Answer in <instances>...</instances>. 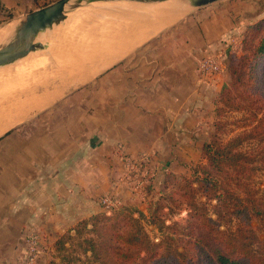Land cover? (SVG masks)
Returning <instances> with one entry per match:
<instances>
[{
  "label": "crops",
  "instance_id": "obj_1",
  "mask_svg": "<svg viewBox=\"0 0 264 264\" xmlns=\"http://www.w3.org/2000/svg\"><path fill=\"white\" fill-rule=\"evenodd\" d=\"M45 1L0 0V26ZM260 10L263 16L264 5ZM239 12L218 4L197 23L175 26L177 34L186 32L183 38L165 40L162 32L132 47L125 44L122 55L89 83L90 96L105 87L104 99L66 121L53 113L64 112L62 85L41 108L32 109L42 93L34 98L24 93L21 103H10V118L31 110L8 128L9 152H0V264H21L27 233L51 243L80 219L102 211V200L113 198L137 162L159 169L193 159L191 148L200 130L212 126L208 115L216 112L227 79L225 55L218 73L203 75L199 64L208 55L224 54L240 27Z\"/></svg>",
  "mask_w": 264,
  "mask_h": 264
},
{
  "label": "trees",
  "instance_id": "obj_2",
  "mask_svg": "<svg viewBox=\"0 0 264 264\" xmlns=\"http://www.w3.org/2000/svg\"><path fill=\"white\" fill-rule=\"evenodd\" d=\"M245 34V52L239 60L228 57L229 81L215 103L216 110L223 103L249 112L242 119L250 128L221 140L222 123H214L201 148L202 162L182 177L176 191L161 196L174 204H152L147 215L122 207L80 220L55 239L54 256L60 258L50 264H264V197L250 178L264 171V20ZM251 138L262 141L256 152L244 149ZM164 207L185 209V220L166 223ZM149 223L158 231L155 239Z\"/></svg>",
  "mask_w": 264,
  "mask_h": 264
},
{
  "label": "rangeland",
  "instance_id": "obj_3",
  "mask_svg": "<svg viewBox=\"0 0 264 264\" xmlns=\"http://www.w3.org/2000/svg\"><path fill=\"white\" fill-rule=\"evenodd\" d=\"M54 1L56 0L36 2L33 5V8L37 9L36 7L40 8L46 6L53 3ZM218 4L219 5L222 4V7H228V8L239 7V11H240L238 16L239 19L236 18L237 21H239L240 23V27L238 26V28L235 31V34L232 37V44H230V49L229 51H227V55L225 57L224 70H225V75L227 77L226 79V83H227L229 81V73L226 70L228 57L232 55L235 57L236 60H239V57L245 52L244 51L245 46L243 45V39L244 36L246 35L245 33L247 32L249 27L253 25H257L264 20V15L260 16V14L262 13L260 9H262V6L264 5V0H216L212 3L197 8H188L187 10L184 11V13L182 12L181 16L170 21L165 27L161 28L153 35L157 37L160 36L162 32L164 33L166 32L165 35L166 34L167 35L165 40H171L174 39V37L175 38L177 37L176 38L177 40L183 38L186 32H184L183 30L182 33L177 34V31H179L178 29L179 27L174 28L175 26H179L181 24H192L193 20L197 23V21H200V18L203 15H205L206 10H211V9L215 10L218 7ZM115 5L116 6L118 5V7L129 6V4L127 3L116 4L114 2L113 3L95 2L88 5H82L74 10L68 11L66 14V18L63 21H61L59 24H54L51 29L46 30L45 34L38 36L36 42H40L42 44L40 48H37L36 50L29 52L23 58H20L6 66L0 67V124L4 122L3 120H9V118L12 116V114L9 113L11 107L10 103L13 102V100L16 101V104L20 102V100L22 99L21 97H24L23 95L24 93H27V95H31V94L36 95L37 93L39 95L44 91L46 93H49L52 92L53 90H56L60 85H62L63 86L62 90H64V93L61 94L63 96L62 97L63 101L61 102L63 103L60 102L59 104H64L63 105L64 112L62 111L59 112L57 111V109L54 110L52 109L53 113L55 114V116L58 117L59 121H61L62 119H65L66 121L67 117H69L71 114L72 115H74L75 113L80 114V112L82 114L83 111L87 112L88 109L90 108L89 107L90 102L95 103L96 101L99 100V98L104 99V92H105L104 86H102L100 89L99 88L96 89L97 96L94 95L90 96L87 87V84H89L95 78V76H97L98 73H101L102 71L105 70V69L102 70L104 68L103 67L101 69H97L94 72H92L93 70L91 71V69L95 67V66L93 67V65H97V63L100 60L98 58H93V61L92 62L90 61V65H85L84 61H82L81 63H79L80 61H76V56L78 53H80L81 50L80 47L84 46V44L82 45V43L84 42L83 40H85L83 38H87V39L90 38L91 33H93L92 34L93 36L95 33H96L95 35H99L100 33L105 32V29L108 28L107 26L111 24L112 26L110 25L111 27L110 29H112L113 37L115 38L117 33L121 31L123 26L129 28V25L132 26L133 24H135V20L131 22V18L132 17L134 18L136 16L133 15L132 11L126 10L122 13L116 12L117 10L120 11V8L118 9L117 7H114ZM191 16L192 19L191 20L188 19V17ZM104 20L106 21V24ZM123 21L125 22V25L122 24ZM76 22L78 23L76 24ZM144 22L148 23V21H146L145 19ZM91 23L93 24V26H91L92 25ZM97 28H99L98 31ZM101 28L103 31L101 30ZM133 29L137 30V28L134 27ZM84 36H88V37H84ZM248 38L249 41L250 39L254 38L252 30L248 32L247 39ZM56 42L58 43V45ZM163 47L164 46L162 45L161 48ZM72 51L73 53L78 51V53L74 55ZM111 52L112 50L107 51V53H111ZM70 53H72L74 56L72 55L73 56L72 57L71 55H69ZM69 56H71L72 59L71 57L70 59H68ZM80 56L83 55H81L80 53ZM78 58H79V54H78ZM65 59L67 61H64ZM69 61L72 62L69 63ZM263 61H264V57H262L261 63H263ZM77 62L78 64H75L74 69L72 70L73 68L72 64ZM57 63L60 64L58 67H57L58 65ZM62 63L63 64L68 63V66L70 68L68 66L66 68L67 69L69 68L70 70L66 71L67 69L64 68V65H62ZM66 65L67 64H65V66ZM70 65L72 66V68ZM63 68L66 70H64ZM87 70H90L91 74L88 75V77L83 80L82 79L78 80L80 75L84 74ZM64 71H66L65 73L66 75H63ZM57 72L60 73V74L58 73L59 80L56 77L54 78V76L53 78L55 80L57 79L58 83L54 82L53 81L54 79L53 80L50 79L52 75H54L53 73H55L56 76ZM71 72L72 74H70ZM254 76L255 74L253 75V77ZM43 79H45L46 81L48 80V82L44 81L46 83L44 84V82L42 81ZM41 82L43 84L42 86L39 85V83L41 84ZM49 82L50 84H48ZM35 86L38 89H36ZM84 87L86 88L84 89V91H82V93L78 94L77 92L75 94L76 90H78L79 88L83 89ZM31 88H34L35 90L34 89L31 90ZM99 93H102V95H100ZM17 94L23 96L21 97L16 96V98L15 96H13L14 99L11 98L12 95H17ZM262 95L264 96V93ZM10 98L11 101H9ZM17 98H19V101ZM50 101H52V99ZM14 103L15 102H13L12 104ZM92 105L94 104H91V106ZM218 107L219 109H217L214 114L211 113L208 115L210 122H212L211 123L212 126L210 128L204 127L202 130H200L201 137L198 138L199 142L198 144H194L191 148L192 157H193L192 160L181 161V162L180 161L168 162L166 163V165H163L164 167L159 169H157V165L154 166L153 162H149V164H147V162L144 163V161L137 162L135 166L132 165L131 169L126 173L128 174L127 176L128 181H125L124 184H122V186H120L119 189L112 195L113 198L111 204H104L103 210L97 213L111 214L113 212L118 211L122 207H131V208H138L139 210H142L145 215H147L148 214L147 209L152 204H174L173 201H171L169 198H165L162 200L161 196L162 194L167 195L171 191H176L178 184L182 182V177L190 176L192 173V169L197 164L202 162L201 148L203 144L208 141L211 133L216 129L217 126H214V123H216V125L218 122L222 123L221 127L217 130V132L219 133V138L221 140H227L228 138L237 134L238 132L250 128V126H245L246 125L244 123L245 121H243L242 119V117L244 115L245 116L248 115L249 112L230 108L228 105H225L223 103H219ZM19 115L13 114L14 117H18ZM255 120L256 119H254V121ZM14 123L6 125L0 131V137H1L0 140H2L3 138H4L3 140H5V142L0 141V152H5V153L9 152L8 141L6 139L8 134L6 133L10 131L8 128L11 127ZM261 145H262V141H260L258 138L256 139L251 138L243 144L244 149L249 150L251 152H256L258 148L261 147ZM250 178L253 180L254 185L257 187L259 194L264 197V171L258 169L255 173L250 175ZM136 184H138V186H136ZM162 214H164L163 216L166 223H170L172 221H177L182 223L186 218V210L183 208L178 210L176 209L173 212H167V208L164 207ZM90 216L84 217L80 220L89 219ZM146 228L149 234L152 236V238L155 239L158 237V231L153 228L152 224L150 223L147 224ZM260 235L263 236L262 233H260ZM54 241L51 243L45 242L43 244V242H41V239L39 240L41 253L38 256L37 264H50V260L59 261L60 257L54 256L56 254V251H54ZM66 244H68V242ZM45 253L48 254V257L44 255ZM80 257L84 258L83 255H80ZM62 264L65 263L63 262Z\"/></svg>",
  "mask_w": 264,
  "mask_h": 264
},
{
  "label": "water",
  "instance_id": "obj_4",
  "mask_svg": "<svg viewBox=\"0 0 264 264\" xmlns=\"http://www.w3.org/2000/svg\"><path fill=\"white\" fill-rule=\"evenodd\" d=\"M171 1L175 0H56L49 5L30 11L0 26V30L7 28L6 34L0 38V67L23 58L29 52L40 48L42 44L36 42L38 36L45 34L46 30L51 29L54 24H59L63 21L68 11L82 5L95 2L127 3L129 6H121L124 8L123 10L115 11L122 13L129 10L135 15L140 14L139 11H143V9L154 8L162 4L167 5ZM214 1L216 0H181L178 7L169 8L167 6L162 10H164V16H169L177 14L184 7L187 10L188 8H197ZM114 7L118 8V5ZM179 7L181 8L179 9ZM152 19L150 17L145 20L150 22Z\"/></svg>",
  "mask_w": 264,
  "mask_h": 264
},
{
  "label": "bare ground",
  "instance_id": "obj_5",
  "mask_svg": "<svg viewBox=\"0 0 264 264\" xmlns=\"http://www.w3.org/2000/svg\"><path fill=\"white\" fill-rule=\"evenodd\" d=\"M180 2H181V0H175V1H171V2H169L167 5L166 4H162V5H157V6H155V8H149V9H143V11L141 12V14H137L134 18H132L131 19V22H133L134 20H135V24H133L132 26L131 25H129V28H127V27H123L122 29H121V31L120 32H118L117 33V35H116V37L114 38L113 37V32H112V29H110L111 27H110V25L111 24H109L107 27V29H105V32H103V33H100L99 35H95L94 34V36L92 35L93 33H91V35H90V38H83V39H85V40H83L84 42L82 43V45L84 44V46L83 47H80L81 48V50H80V53H81V55H83V56H80V53H78V51L77 52H75V53H73V51H72V53L75 55L76 53H78L79 54V58H78V54H77V56H76V61H80L79 63H81L82 61H84L85 62V65H90V61L92 62L93 61V58H98L99 60H96V61H99L98 63H97V65H93V71L92 72H94V71H96L97 69H101V68H105L106 66H108L112 61H114L115 59H117L118 57H120L121 55H122V53H123V51H121V49L122 48H124V46H125V44H127V46H129V47H132V46H134L136 43H139L140 41H142V40H144L145 38H147V37H149V36H151V35H153V34H155L157 31H159L161 28H163V27H165L170 21H172V20H174V19H176V18H178L179 16H181L182 15V10H185V7L184 8H182V10H179V12L177 13V14H171V15H169V16H164V10H162L163 8H166L167 6L169 7V8H174V7H178L179 6V4H180ZM181 7H179V9H180ZM80 10V9H79ZM107 10V9H106ZM154 10V11H153ZM152 12H155V14H153V19L152 20H150V22H148V23H146V22H144L143 21V19H149L150 18V16H151V13ZM104 13V12H103ZM160 14V15H159ZM164 16V17H163ZM106 20V19H105ZM104 20V22H105V24H106V21ZM78 22H76V24H77ZM100 23V22H99ZM99 23H97V24H99ZM92 24V23H91ZM96 24V23H95ZM104 24V25H105ZM91 26H93V24L91 25ZM102 26V25H101ZM100 26V27H101ZM112 26V25H111ZM133 27L134 28H137V30H133ZM138 28H140V29H138ZM95 29V28H94ZM98 29L99 28H97V31H98ZM110 29V30H109ZM93 30V29H92ZM101 30H102V28H101ZM6 31H7V28H4V29H2V30H0V38L1 37H3L5 34H6ZM95 31V30H94ZM103 31V30H102ZM93 32V31H92ZM96 32V31H95ZM89 35V34H88ZM84 37H88V36H84ZM80 42H82V41H80ZM57 43V42H56ZM60 44H61V42H60ZM57 45H58V43H57ZM62 45H63V42H62ZM59 46H61V45H59ZM58 46V47H59ZM79 46H81V45H79ZM115 48H118L119 50L117 51V52H115V51H112L111 53H107V51H109V50H112V49H115ZM127 48V47H126ZM72 53H70L69 55H73ZM84 53V54H83ZM73 55V56H74ZM71 56H69V58L68 59H70V57ZM72 56V57H73ZM66 57V56H65ZM72 57H71V59H72ZM63 59V58H62ZM67 59V58H66ZM64 60V61H67V60ZM73 59H75V58H73ZM64 61H63V63H64ZM70 62H72V61H69V63ZM62 63V65H64V68H66L67 66H68V63H65V64H67L66 66H65V64H63ZM56 64V63H55ZM58 65H57V67L60 65L59 63H57ZM72 64V63H71ZM74 64V65H73ZM72 64V66H73V68H72V66H71V68H72V70L74 69V66H75V64H78V62L77 63H73ZM61 65V66H62ZM53 66V65H52ZM54 67H56V66H54ZM53 67V68H54ZM69 67V66H68ZM63 68V69H64ZM70 68V67H69ZM64 69V70H66V71H68V70H70V69ZM76 68V67H75ZM61 69H62V67H61ZM60 69V70H61ZM66 71H64V73H63V75H66L65 73H66ZM70 72V71H69ZM56 73V72H55ZM55 73H53L54 75H52V73H51V75H52V77L50 78V79H54L55 77L58 79L59 78V72H57V75L55 76ZM59 73V74H58ZM62 74V73H61ZM70 74H72V72L70 73ZM91 74V72H90V70H87L84 74H81L80 75V77H79V79L78 80H83V79H85V78H87L88 77V75H90ZM69 75V74H68ZM79 75V74H78ZM50 76V75H49ZM53 76H54V78H53ZM58 76V77H57ZM62 76V75H61ZM60 76V77H61ZM71 76V75H70ZM63 77V76H62ZM53 80L54 82H56V83H58L57 81L59 80ZM77 79V78H76ZM43 82L44 81H46L45 79H43L42 80ZM75 81V80H74ZM46 82H48V80L46 81ZM50 82H51V80H50ZM50 82L48 83V84H50ZM53 82V83H54ZM60 82V81H59ZM78 83V82H77ZM37 84V83H36ZM35 84V85H36ZM44 84H46L45 82H44ZM66 84V83H65ZM74 84H76V83H74ZM39 85H43L42 84V82H41V84L39 83ZM34 86V85H33ZM37 86V85H36ZM36 86H35V88H36ZM40 86V87H41ZM45 86H47V85H45ZM49 86V85H48ZM38 87V86H37ZM44 87V86H43ZM72 87V86H71ZM39 88V87H38ZM38 88H36V89H38ZM32 89H34V88H31V90ZM67 89V88H66ZM35 90V89H34ZM29 92H30V90H29ZM28 92V93H29ZM33 92H36V91H33ZM56 92V91H55ZM63 92H64V90H63ZM25 95H27V93L25 94ZM57 95H59V92L58 93H42L41 94V98L40 99H38V102L37 103H34L35 105L32 107V109H35V108H38L39 106H42V105H44L45 103H47V101H50L51 99H53V98H55ZM13 96H15V98H16V96L18 97H21V96H23V95H12V99H14L13 98ZM30 96V95H29ZM28 96V97H29ZM24 97H26V96H24ZM30 97H32V96H30ZM33 97H34V95H33ZM32 97V98H33ZM40 97V96H39ZM11 98H10V100L9 101H11ZM18 99V101H19V98H17ZM16 99V100H17ZM22 100H24V98H22ZM13 102H15L16 103V101L15 100H13ZM13 102H11V103H13ZM24 102V101H23ZM21 103V102H20ZM33 103V102H32ZM31 104V103H30ZM17 105V104H16ZM23 105V104H22ZM26 105V104H25ZM21 106V105H20ZM23 107H24V105H23ZM31 109L29 108V110H25L23 113H19L20 115L18 116V117H14V118H10L7 122H6V120H3L4 122H2L1 124H0V131L6 126V125H9V124H12V123H14V122H16L20 117H22V116H24V115H26L29 111H30Z\"/></svg>",
  "mask_w": 264,
  "mask_h": 264
},
{
  "label": "built area",
  "instance_id": "obj_6",
  "mask_svg": "<svg viewBox=\"0 0 264 264\" xmlns=\"http://www.w3.org/2000/svg\"><path fill=\"white\" fill-rule=\"evenodd\" d=\"M230 44H232V39L226 46V51L224 54L219 55H208L200 61L199 69L201 74H214L222 70V57L227 55V51L230 49ZM104 204H111L112 199L105 198L102 200ZM40 236L35 233H27L24 236V249L21 257V264H37V259L41 253V248L39 245Z\"/></svg>",
  "mask_w": 264,
  "mask_h": 264
}]
</instances>
